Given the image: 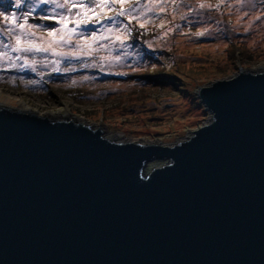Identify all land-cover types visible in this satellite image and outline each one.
Returning <instances> with one entry per match:
<instances>
[{
  "label": "water",
  "instance_id": "95a60500",
  "mask_svg": "<svg viewBox=\"0 0 264 264\" xmlns=\"http://www.w3.org/2000/svg\"><path fill=\"white\" fill-rule=\"evenodd\" d=\"M239 69L196 90L211 120L174 145L0 94V264H264V70Z\"/></svg>",
  "mask_w": 264,
  "mask_h": 264
},
{
  "label": "rangeland",
  "instance_id": "374dc122",
  "mask_svg": "<svg viewBox=\"0 0 264 264\" xmlns=\"http://www.w3.org/2000/svg\"><path fill=\"white\" fill-rule=\"evenodd\" d=\"M63 2L0 0V53L8 54L0 57V94L51 121L80 122L114 142L174 145L211 120L196 90L239 66L264 70V0H128L125 16L109 4L99 19L89 13L94 22L67 29L61 17L84 19L79 5H95L56 6ZM11 15L17 24L27 18L25 29L5 19ZM53 29L57 36L48 37ZM16 36L22 48H51L12 51ZM166 163L149 161L144 173Z\"/></svg>",
  "mask_w": 264,
  "mask_h": 264
},
{
  "label": "snow or ice",
  "instance_id": "6c2138e0",
  "mask_svg": "<svg viewBox=\"0 0 264 264\" xmlns=\"http://www.w3.org/2000/svg\"><path fill=\"white\" fill-rule=\"evenodd\" d=\"M39 2L40 3H49L50 0H39ZM51 2L55 3V0H51ZM127 2H128V0H93V4L95 5V8H92L90 6H85L83 4L79 5L80 7H83L85 9L84 12L82 13L84 19L70 20V19L61 17L59 19V23L64 26V29L68 28V23H75L77 25L92 23L94 21L89 17V13L90 12L94 13L97 16V19H99L100 16H99V12L97 10L103 9L109 4H119L120 10H118L116 12V15L125 16V11H126L125 5ZM67 3H69V0H64L63 3H59L56 6L59 8H64ZM17 6H19V0H17ZM72 7H77V5L73 4ZM200 7H205V5L201 4ZM161 11H163V9H161ZM2 15H3V13H0V16H2ZM45 18H47V17H45ZM107 18L111 19L112 17L108 16ZM5 19L15 27H18L20 29H25V25L27 23V18H25L24 23H20V24H17V17L15 15L5 17ZM140 26L143 27L144 25L141 24ZM160 27H164V25L161 24ZM27 31L31 32V26H28ZM58 31L59 30H56V29L48 31L47 36L51 37V38H55L58 34ZM71 31L74 32L75 29H72ZM92 39H96V37L94 36V37H92ZM61 40H63L62 36H61ZM15 44H16V46L12 48V51H15V52H20V51H38V52L39 51H45L46 52V51H49V49L51 48V41L49 42L48 47H42V46H39L32 41H29L27 44V47L22 48L21 47L22 41H21L20 36L15 37ZM5 47H8V45H5ZM71 54L75 55V53H71ZM7 56H8L7 53H0V57H2V58H7ZM116 59L119 60L120 57L117 56Z\"/></svg>",
  "mask_w": 264,
  "mask_h": 264
}]
</instances>
